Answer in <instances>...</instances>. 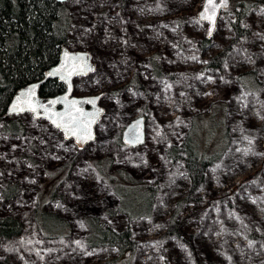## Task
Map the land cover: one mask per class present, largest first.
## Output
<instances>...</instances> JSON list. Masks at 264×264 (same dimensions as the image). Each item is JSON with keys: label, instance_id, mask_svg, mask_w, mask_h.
Segmentation results:
<instances>
[{"label": "rangeland", "instance_id": "obj_1", "mask_svg": "<svg viewBox=\"0 0 264 264\" xmlns=\"http://www.w3.org/2000/svg\"><path fill=\"white\" fill-rule=\"evenodd\" d=\"M203 3H65L72 17L68 47L89 51L96 66L75 80V94L103 93L105 112L95 141L84 148L32 113L9 117L24 124L21 134H5L0 123V215L23 225L20 235L0 238V264L120 261L115 248L86 244L88 218L131 230L138 248L130 264H195V256L205 264H264V7L246 14L244 37L218 69L210 61L235 38L236 12L227 11L230 4L208 37L209 25L199 18ZM250 71L258 84L245 91L236 77ZM142 116L146 141L129 145L124 134ZM190 132V146L209 156L226 147L192 195L182 163L167 156ZM148 185L150 205L143 194ZM9 186L18 188L11 200L3 196ZM39 204L62 223L48 224L44 233ZM179 209V218H188L186 235L167 237Z\"/></svg>", "mask_w": 264, "mask_h": 264}, {"label": "trees", "instance_id": "obj_2", "mask_svg": "<svg viewBox=\"0 0 264 264\" xmlns=\"http://www.w3.org/2000/svg\"><path fill=\"white\" fill-rule=\"evenodd\" d=\"M257 6L264 7V0H231V6L227 11L236 12V19L231 22L235 38L227 48L211 59L210 66L222 68L229 51L238 44L247 31L242 25L244 17ZM71 24L72 17L65 3L54 0H0V123H3L2 131L5 134L24 133L25 126L20 120L7 118L8 106L20 88L43 78L45 72L58 62L62 47L70 44ZM205 41L209 42V39ZM236 78L245 91H253L257 87L258 81L256 82V75L252 71L239 74ZM64 89V85L59 80L51 79L42 86L41 95L45 98L54 96L63 92ZM191 135L192 132L188 134L182 145L169 147L167 156L172 163H182L191 181L192 195L203 187L207 170L215 165L226 147L221 153L209 156L199 147L190 146ZM94 168L101 178L106 179L102 163L96 162ZM123 182L131 183L125 179ZM144 188L145 191H142L145 197L144 202L150 205L154 187L148 185ZM17 193L18 188L15 186H9L7 190L3 189V196L8 200L13 199ZM120 199L122 201L123 196H120ZM123 211L131 215L128 208ZM180 214L179 209L172 215L167 237L182 238L186 235L182 229L188 218L180 219ZM35 215L44 233L48 231V224L62 223L55 213L45 211L43 204L38 205ZM86 224L88 246L112 247L119 252L120 261H117V258L106 264H130V257L138 248L131 230H115L100 223L97 218H88ZM22 230L23 225L18 217L0 215V238L12 239L20 235ZM250 237L253 238L252 235ZM194 261L195 264H205L197 256Z\"/></svg>", "mask_w": 264, "mask_h": 264}, {"label": "water", "instance_id": "obj_3", "mask_svg": "<svg viewBox=\"0 0 264 264\" xmlns=\"http://www.w3.org/2000/svg\"><path fill=\"white\" fill-rule=\"evenodd\" d=\"M59 3H67L70 0H55ZM221 0H216V3L219 4ZM206 0H204L203 6L200 13L203 11ZM231 4V0H227L226 7H220L217 9L215 23L214 26L208 20L206 21L209 25L208 29V37H211L217 27L218 19L220 17L221 12L227 9ZM211 30V35H209V31ZM67 53V56L65 55ZM95 64L92 54L87 50H72L68 46H64L61 49L60 56L58 62L50 67L46 72L43 78L39 80H35L26 86L20 88L16 94L13 96L7 110V118L11 116H16L23 113H32L37 119H44L48 121L51 125H53L56 129H59L67 140H74L75 144L84 148L88 144L92 143L96 139V128L99 124V121L103 117L104 108L101 106L100 102L103 97V93L93 94V95H83L79 96L75 94V80L79 77H85L90 75L95 71ZM60 70L57 73V70ZM52 73V75H50ZM51 79H57L64 85V91L54 95L44 97L41 95L42 86ZM37 86L35 88L34 94L31 96H22V93L28 91L29 88ZM20 97V106L24 108V111L12 112L11 108L13 104L18 103L17 98ZM67 97V100L62 103H56L55 105L51 104L50 101L53 100H61L62 98ZM94 100L95 103H87L86 101ZM72 101H77L78 103L75 105L76 108L82 109L85 113L94 114L95 118L91 123L90 127V135L91 138H86L83 143H79L76 136L65 135V132L61 128H57L52 120L49 119L53 113H64L68 110ZM44 105L48 111H45V108L40 107ZM30 107H35L37 109L36 112H32L29 110ZM53 119L57 120V123L60 122V118L58 116H53ZM139 122V123H138ZM124 138L129 145L132 146H140L146 141V119L144 116L139 117L135 122L131 123L124 134ZM137 137L139 139H137Z\"/></svg>", "mask_w": 264, "mask_h": 264}, {"label": "snow or ice", "instance_id": "obj_4", "mask_svg": "<svg viewBox=\"0 0 264 264\" xmlns=\"http://www.w3.org/2000/svg\"><path fill=\"white\" fill-rule=\"evenodd\" d=\"M227 6V0H221L219 4L216 3V0H206L205 6L203 8V11L200 13V19L202 20H208L213 26L215 23V17L217 9L220 7H226ZM209 35H211V30L209 31ZM67 56V53L65 54ZM195 59V57H193ZM60 70H57V73ZM52 75V73H50ZM37 86H33L28 89L27 92L22 93V96H31L35 92V88ZM67 100V97L62 98L61 100H53L50 101L51 104L55 105L56 103H62ZM18 103L13 104L11 111L12 112H18V111H24L25 109L20 106V97L17 98ZM87 103H95L94 100L86 101ZM77 101H72L71 105L69 106L68 110L64 113H53L52 116L49 117V119L52 120V123L57 127L61 128L65 135H72L76 136L79 143H83L86 138H91L90 135V127L91 123L93 122L95 116L91 113H85L82 109L76 108L75 105L77 104ZM40 107L45 108V111H48V109L41 105ZM30 111L36 112L37 109L35 107H30ZM53 116H58L60 118V122L57 123L56 119H53ZM264 119V117H262ZM139 123V122H138ZM137 139H139L137 137Z\"/></svg>", "mask_w": 264, "mask_h": 264}, {"label": "flooded vegetation", "instance_id": "obj_5", "mask_svg": "<svg viewBox=\"0 0 264 264\" xmlns=\"http://www.w3.org/2000/svg\"><path fill=\"white\" fill-rule=\"evenodd\" d=\"M124 140H125V138H124ZM125 142L128 143V140L127 141L125 140Z\"/></svg>", "mask_w": 264, "mask_h": 264}, {"label": "bare ground", "instance_id": "obj_6", "mask_svg": "<svg viewBox=\"0 0 264 264\" xmlns=\"http://www.w3.org/2000/svg\"><path fill=\"white\" fill-rule=\"evenodd\" d=\"M55 1V0H54Z\"/></svg>", "mask_w": 264, "mask_h": 264}]
</instances>
